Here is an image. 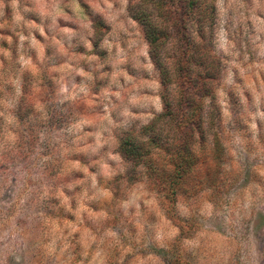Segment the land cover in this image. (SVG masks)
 I'll use <instances>...</instances> for the list:
<instances>
[{
  "label": "clouds",
  "instance_id": "obj_1",
  "mask_svg": "<svg viewBox=\"0 0 264 264\" xmlns=\"http://www.w3.org/2000/svg\"><path fill=\"white\" fill-rule=\"evenodd\" d=\"M0 264H264V0H0Z\"/></svg>",
  "mask_w": 264,
  "mask_h": 264
}]
</instances>
